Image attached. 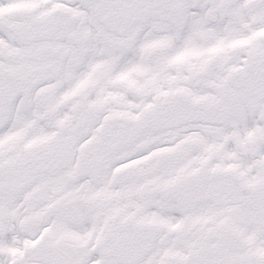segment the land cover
Listing matches in <instances>:
<instances>
[{"label": "snow or ice", "instance_id": "obj_1", "mask_svg": "<svg viewBox=\"0 0 264 264\" xmlns=\"http://www.w3.org/2000/svg\"><path fill=\"white\" fill-rule=\"evenodd\" d=\"M0 264H264V0H0Z\"/></svg>", "mask_w": 264, "mask_h": 264}]
</instances>
